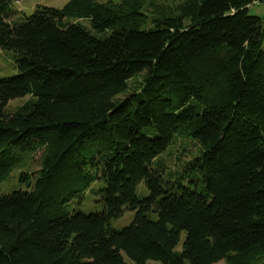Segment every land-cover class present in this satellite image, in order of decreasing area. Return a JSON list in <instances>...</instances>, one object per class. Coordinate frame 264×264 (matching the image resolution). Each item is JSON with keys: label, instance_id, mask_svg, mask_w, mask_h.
<instances>
[{"label": "trees", "instance_id": "1", "mask_svg": "<svg viewBox=\"0 0 264 264\" xmlns=\"http://www.w3.org/2000/svg\"><path fill=\"white\" fill-rule=\"evenodd\" d=\"M16 1L0 0L16 67L0 78V183L40 157L27 188L0 192V264H264L256 0H68L19 19ZM176 136L199 153L165 173ZM89 188L100 211L73 207Z\"/></svg>", "mask_w": 264, "mask_h": 264}, {"label": "rangeland", "instance_id": "2", "mask_svg": "<svg viewBox=\"0 0 264 264\" xmlns=\"http://www.w3.org/2000/svg\"><path fill=\"white\" fill-rule=\"evenodd\" d=\"M68 0H19L13 2L12 7L16 9L20 15H18V19L24 16H29L35 10L38 5L50 6L60 8L62 7ZM106 1V0H99ZM114 2H119L120 0H112ZM146 5L150 6V3H155L159 7L170 8L175 5L176 0H153L150 2L149 0H145ZM151 10V8H150ZM147 13H151L148 11ZM249 13L253 15H257L263 18L264 20V0H256L249 7ZM13 16L10 20H13ZM264 45V40H263ZM16 73L14 55L11 51L0 49V78L5 76H10ZM29 96H24L21 98H15L8 102L7 109L9 111H13L16 107L23 104ZM199 153V145L196 141L191 138H187L184 136H176L170 146L158 157L163 164V168L165 173L175 172L182 169L184 164H187L190 160L196 157ZM27 159H29L27 166L23 168H16L12 171L11 175L5 181L0 183V192L1 193H9L14 189H25L27 188V181H20L18 175L23 173L24 171L29 172V176L33 175V172L38 168L39 165V157L40 153L37 152L32 155H27ZM94 189H98L101 187L100 182H95L92 184ZM148 193L147 188L143 183H140L137 186V194L138 196H144ZM77 210L88 212L100 211L102 209L101 204L97 201V195L91 188L87 189L84 193V198L82 201L77 202L73 205ZM134 217L133 211H124L123 214L114 218L110 221L111 226L114 228H122L131 223ZM184 234L182 233L181 239L176 246V250L181 249V242L183 240ZM264 258V257H263ZM146 264H161L156 261H147ZM215 264H224V261H219Z\"/></svg>", "mask_w": 264, "mask_h": 264}]
</instances>
